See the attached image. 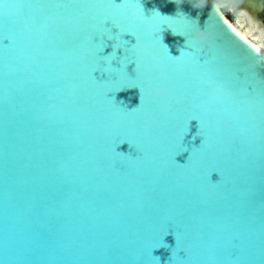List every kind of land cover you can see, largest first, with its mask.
Here are the masks:
<instances>
[{
    "label": "water",
    "instance_id": "obj_1",
    "mask_svg": "<svg viewBox=\"0 0 264 264\" xmlns=\"http://www.w3.org/2000/svg\"><path fill=\"white\" fill-rule=\"evenodd\" d=\"M115 2L0 0V264H264V54L215 0H140L191 21L168 55Z\"/></svg>",
    "mask_w": 264,
    "mask_h": 264
},
{
    "label": "snow or ice",
    "instance_id": "obj_2",
    "mask_svg": "<svg viewBox=\"0 0 264 264\" xmlns=\"http://www.w3.org/2000/svg\"><path fill=\"white\" fill-rule=\"evenodd\" d=\"M137 2V11L147 20H158L160 21V25H159V30L155 33V36L157 38V41L158 43L161 45V47L164 49L165 51V54L168 55L169 54V49L167 48V46L162 42V36H161V33L164 31L165 27L167 29H170L171 32L174 34V35H177V31L174 29V28H171V26L167 23L169 20H180V21H183L185 25H187V27H190L191 26V21L184 15V13L182 12H177L175 16H169V15H161L159 12H152L150 16L148 15H145V11L144 9L142 8L141 6V3H140V0H136ZM183 4V3H182ZM113 5L115 6L116 5V2L115 0H113ZM191 6L193 7V5L191 4ZM213 7L215 8V5H213ZM194 8V7H193ZM243 14V12L241 13ZM107 23V22H106ZM113 28H116L115 26ZM118 29V28H116ZM264 30V29H262ZM233 32H235V29H232ZM132 35L134 36L135 34L132 33ZM178 35H181V36H184V35H187L188 39L192 42H195L196 45H198L199 47V50L201 52H204L199 41L195 40L192 36V33L191 32H188V33H181V34H178ZM237 36H239V33H236ZM111 39V38H109ZM241 39H244L246 40L247 38L246 37H241ZM135 45H140L139 44V41L137 40L136 44ZM191 47V44H189L187 46V48H190ZM253 47L254 51L256 52H259V49H256L255 46H251ZM216 52L220 55L223 56L224 59H231L235 62L238 63V60L236 59V57L230 53L229 51L223 49V48H220V47H217L215 46V44H212L209 48H208V51L205 52V53H212V52ZM158 67L160 68L161 71L164 70L165 68V64L163 62H161ZM126 71L128 72L129 74V71H128V66H126ZM132 71L135 73L136 75V70L135 68L132 69ZM240 74V70H238L236 73H234V76H238ZM134 75V77H135ZM131 76V75H129ZM133 77V76H131ZM133 77V78H134ZM257 84V83H256ZM158 85H167L168 86V95H169V99L166 100V101H162L160 98L158 97H152L156 102L160 103V104H166L168 103L169 101H171L172 99V89L170 87V85L166 82H160V83H157V84H154L150 87H148L147 89L149 88H152V87H155V86H158ZM128 87H132V88H137L139 87L138 85H129ZM146 95H147V89L145 88H140ZM251 92L255 95H257L258 97L261 98V100H264V88H259L258 86L255 88V89H250ZM245 94H248V92H245ZM148 96V95H147ZM150 97V96H149ZM143 99V97H142ZM119 112L121 113H125L127 114V109L125 108H118L117 109ZM136 110H133V112H135ZM192 120H196V118H192ZM228 127V121L227 119H222L221 122H220V133H223V131L225 129H227ZM201 132H203V128L201 127ZM213 157V159L215 158V155H211ZM194 249H189L188 251H185L186 253H188L189 255L193 254L194 253Z\"/></svg>",
    "mask_w": 264,
    "mask_h": 264
},
{
    "label": "bare ground",
    "instance_id": "obj_3",
    "mask_svg": "<svg viewBox=\"0 0 264 264\" xmlns=\"http://www.w3.org/2000/svg\"><path fill=\"white\" fill-rule=\"evenodd\" d=\"M216 1V0H215ZM225 12L230 9L234 19L228 20L264 54V0H217ZM243 12V14H241Z\"/></svg>",
    "mask_w": 264,
    "mask_h": 264
},
{
    "label": "clouds",
    "instance_id": "obj_4",
    "mask_svg": "<svg viewBox=\"0 0 264 264\" xmlns=\"http://www.w3.org/2000/svg\"><path fill=\"white\" fill-rule=\"evenodd\" d=\"M171 3H174L176 5H180L182 3H184V0H170ZM189 2H191V0H189ZM206 3V0H198V2L196 4H193V7L196 8V7H203ZM159 12L161 14V12L156 9V10H153L152 12ZM161 15H164V14H161ZM181 51V50H180ZM170 53V52H169ZM139 91V94H140V99H142V97L145 95V93L141 90V89H138ZM147 95L150 96V97H158L160 98V91H159V88L158 87H152V88H149L147 89ZM161 99V98H160ZM169 99V95H168V92L165 93L162 97V101H166ZM122 103V102H121ZM125 108V107H124ZM127 109V108H125ZM128 110V109H127ZM135 110V107L131 109V111ZM158 144L157 141L153 140L152 141V147H156ZM209 155H213V153H210ZM196 237L199 239L200 238V233L197 232L195 233ZM189 249H193L192 246H187L186 248L183 249V251H188ZM157 259H159V257H157Z\"/></svg>",
    "mask_w": 264,
    "mask_h": 264
},
{
    "label": "rangeland",
    "instance_id": "obj_5",
    "mask_svg": "<svg viewBox=\"0 0 264 264\" xmlns=\"http://www.w3.org/2000/svg\"><path fill=\"white\" fill-rule=\"evenodd\" d=\"M217 1V0H216ZM227 17L232 20L234 19V13L230 9H225Z\"/></svg>",
    "mask_w": 264,
    "mask_h": 264
}]
</instances>
